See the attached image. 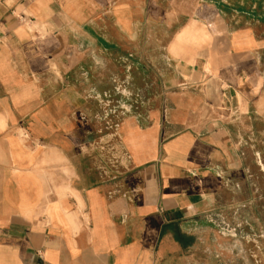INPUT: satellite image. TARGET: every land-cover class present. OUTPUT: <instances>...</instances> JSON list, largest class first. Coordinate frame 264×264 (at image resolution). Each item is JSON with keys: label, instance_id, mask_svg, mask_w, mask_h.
I'll use <instances>...</instances> for the list:
<instances>
[{"label": "crops", "instance_id": "obj_1", "mask_svg": "<svg viewBox=\"0 0 264 264\" xmlns=\"http://www.w3.org/2000/svg\"><path fill=\"white\" fill-rule=\"evenodd\" d=\"M0 264H264V0H0Z\"/></svg>", "mask_w": 264, "mask_h": 264}, {"label": "rangeland", "instance_id": "obj_2", "mask_svg": "<svg viewBox=\"0 0 264 264\" xmlns=\"http://www.w3.org/2000/svg\"><path fill=\"white\" fill-rule=\"evenodd\" d=\"M262 248V247H261ZM263 249V248H262ZM246 263H247V261H246Z\"/></svg>", "mask_w": 264, "mask_h": 264}]
</instances>
